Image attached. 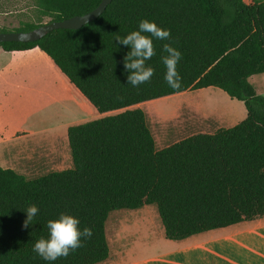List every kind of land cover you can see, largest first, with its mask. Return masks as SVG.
Returning a JSON list of instances; mask_svg holds the SVG:
<instances>
[{"label": "trees", "instance_id": "trees-1", "mask_svg": "<svg viewBox=\"0 0 264 264\" xmlns=\"http://www.w3.org/2000/svg\"><path fill=\"white\" fill-rule=\"evenodd\" d=\"M100 2L37 0L40 17L51 22L89 13ZM142 19L170 31L171 38L153 40L156 55L146 65L154 75L133 87L124 68L130 48L115 39L138 30ZM164 43L181 53L179 89L164 80ZM0 48H38L100 114L122 111L69 127L72 168L27 180L0 166V264H103L110 257L111 215L145 206L156 208L171 241L264 218V96L251 81L264 76V0H113L79 30L59 29L36 42ZM211 87L243 102L247 117L157 150L145 113L132 108ZM30 204L39 212L25 228ZM61 213L79 219L81 231L87 227L93 235L67 258L45 261L33 247Z\"/></svg>", "mask_w": 264, "mask_h": 264}, {"label": "crops", "instance_id": "crops-1", "mask_svg": "<svg viewBox=\"0 0 264 264\" xmlns=\"http://www.w3.org/2000/svg\"><path fill=\"white\" fill-rule=\"evenodd\" d=\"M38 50L7 52L0 48V52H5L9 58L0 77L4 85H12L10 88L0 86V166L23 177L32 173L49 174L66 170L70 162V155L66 152L69 127L82 124L87 119L103 117L43 52L39 54L47 56L45 66L50 76L30 79L22 76V70L27 67L22 61L30 62ZM251 81L256 87L255 81L262 82L260 90L264 92V76L252 77ZM20 97L24 104L22 111H18L23 114L24 120L30 114L33 118L38 108L45 110L50 101L57 102L66 110L62 135H58L62 140L53 135L43 136L48 132L44 128L40 129L42 133L39 136L37 131L12 128V122L20 118L15 110V103ZM246 117L247 110H244L240 122ZM7 147L18 148V153L22 155L32 154L6 158L3 150ZM158 218L159 215L149 206L119 217L115 228L110 231L111 239L108 238L110 257L103 264H264V218L184 241L167 240Z\"/></svg>", "mask_w": 264, "mask_h": 264}, {"label": "rangeland", "instance_id": "rangeland-1", "mask_svg": "<svg viewBox=\"0 0 264 264\" xmlns=\"http://www.w3.org/2000/svg\"><path fill=\"white\" fill-rule=\"evenodd\" d=\"M245 1L250 4L254 0ZM40 22L46 24L51 22V19L48 17H40L37 0H0V30L12 31L20 28L26 23L37 24ZM39 53H41L40 50L33 55L30 62L22 61L24 66H27L22 70V76H24V78L30 79L42 75L50 76V72L45 66L47 64L45 60L47 56L44 54L40 56L41 54ZM8 60L9 58L5 52H0V74L4 65L9 62ZM255 84L259 88L257 89L254 85L258 94L264 96V92L260 90L263 88L262 82L255 81ZM0 86H7V88H10L12 85H4L0 77ZM166 98L142 103L132 108L141 109L145 113L146 122L154 137L157 150H161L194 134L201 132L213 134L220 129L232 128L239 124L240 120H242L240 117L244 113V110H246L244 103L232 100L222 90L212 87L211 89L190 90ZM15 104L17 106L15 110L19 113L17 116H20V118L12 122L13 129H23L31 132L37 131L36 135L39 136V133H42L40 129L44 128L48 132H45L43 136L53 135L59 138L60 136L58 135H62L64 120L66 119V110L62 109L57 102L50 101L45 110L38 108V110L34 112V115L32 114L33 118H31L30 114L25 120L23 114L18 111H22L21 106L24 104L22 97H20ZM120 112L122 111L107 113L104 114L103 117L115 115ZM93 120L96 119H87L82 124ZM60 140H62L61 137ZM68 144L66 146V152L68 151L70 155V162L66 165V169L72 168L73 166ZM24 148L29 147L25 146ZM60 149L63 151L62 147ZM18 150V148L13 149L7 147L3 150V153L6 158L12 159L32 154V152H30L22 155L18 153ZM46 175H48V173H32L24 177L27 180H35ZM149 208L154 209L158 215L154 206H149ZM129 212L118 211L111 215L108 226L109 239H111L110 231L116 226L115 221Z\"/></svg>", "mask_w": 264, "mask_h": 264}, {"label": "clouds", "instance_id": "clouds-1", "mask_svg": "<svg viewBox=\"0 0 264 264\" xmlns=\"http://www.w3.org/2000/svg\"><path fill=\"white\" fill-rule=\"evenodd\" d=\"M170 31L157 26L156 23L148 19L139 22L138 30L132 31L124 37L116 36L115 41L119 45L130 48L124 58V68L130 73L127 76V84L139 87L141 84L150 82L154 75V69L146 65V61L151 60L156 55L153 40H170ZM161 62L166 71L164 80L172 89L181 87V76L177 71V64L181 60V53L170 43H164ZM24 212L27 219L24 227L28 228L37 216L39 209L35 204H30ZM79 219L61 213L55 220L47 222L48 236L41 237L34 244L33 251L45 261H56L59 258H67L72 252L83 246L82 238L89 239L93 235L90 228L85 227L82 231L79 227Z\"/></svg>", "mask_w": 264, "mask_h": 264}, {"label": "water", "instance_id": "water-1", "mask_svg": "<svg viewBox=\"0 0 264 264\" xmlns=\"http://www.w3.org/2000/svg\"><path fill=\"white\" fill-rule=\"evenodd\" d=\"M113 0H101L100 4L89 13L74 16L62 21H52L28 32H0V44L7 42L32 43L41 40L49 33L59 29L79 30L98 19Z\"/></svg>", "mask_w": 264, "mask_h": 264}]
</instances>
